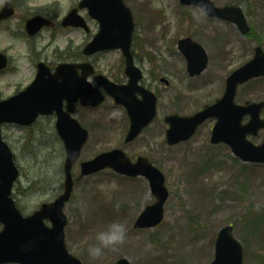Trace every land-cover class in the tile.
<instances>
[{"label":"rangeland","instance_id":"374dc122","mask_svg":"<svg viewBox=\"0 0 264 264\" xmlns=\"http://www.w3.org/2000/svg\"><path fill=\"white\" fill-rule=\"evenodd\" d=\"M77 1L13 0V3L18 18L39 12L36 7L40 3L48 4L47 10L52 9L44 10L46 14L50 11L63 14ZM249 1L251 4L242 5L249 4L247 21L251 35H242L230 22L206 21L193 9H180L178 0H126L138 16L142 52L150 57L161 53L169 61L167 67L162 63L163 57L156 56L159 60L154 63L173 69L169 79L174 87L172 93L178 94L174 104L178 112H190L213 101L222 93L225 76L252 55L253 47L259 44L264 50V0ZM190 16L196 21L195 30L187 28ZM188 31L196 32L200 41L208 39L209 50L207 68L192 78L187 77L185 62L175 49L176 38ZM10 38L0 31V45L10 43ZM23 38L8 48L17 67L0 73V98L15 93L30 75L29 63L18 60ZM84 41L82 31L56 28L45 29L33 42L55 64L58 59L70 57ZM94 60L103 72L108 65L117 66L119 52L105 51ZM151 67L150 62H144L145 78H149ZM181 94L188 95V99L181 101ZM236 97L240 103L264 98V78L240 86ZM167 102V93H163L158 119L130 143H123L127 120L110 99L90 115H81L89 140L72 167L74 188L64 207L69 252L82 264H109L119 257H126L129 264H207L214 256L218 229L231 223L233 235L243 247L242 264H264V165L241 161L224 144H210L208 131L214 120L200 126L189 140L167 145L166 126L161 118L168 108ZM39 120L28 129L11 125L3 129L20 169L13 185V198L24 214L32 212L41 202L52 200L63 188V147L52 131V122L48 118ZM262 135L250 139L258 143ZM113 147H120L131 159L145 155L162 171L168 196L163 219L156 226L145 229L132 226L143 207L154 201L145 178L125 177L111 169L76 178L79 161ZM114 220L127 225L126 240L106 248L101 257H91L88 244L95 242L97 232Z\"/></svg>","mask_w":264,"mask_h":264},{"label":"water","instance_id":"95a60500","mask_svg":"<svg viewBox=\"0 0 264 264\" xmlns=\"http://www.w3.org/2000/svg\"><path fill=\"white\" fill-rule=\"evenodd\" d=\"M102 0H82V4L95 11L101 7L110 9L111 6H125L122 0H104L105 6H101ZM103 1V2H104ZM110 1L112 3L110 4ZM182 2L197 3L206 10L221 17H226L237 23L242 31H245L244 18L238 8H215L207 0H181ZM107 4V5H106ZM5 11L0 13L7 16ZM37 19L34 18L32 22ZM98 34L88 48L97 49L104 47L121 46L126 49L124 40L109 38ZM130 36L127 37V46ZM192 59V56H190ZM189 58L188 69L191 73L199 72L204 63L200 58ZM130 74V82H134L139 76L131 65L127 68ZM264 74V53L256 48L254 57L242 66L235 69L226 79L225 92L214 104L205 106L202 110L189 116L171 115L166 118L170 127L167 130V140L174 143L188 138L206 117L215 116L217 121L211 132V142L224 141L229 144L232 151L243 160L264 162V139L255 145L247 140V134H256L259 128H264V118H260L259 112L264 106V101L247 102L244 105L235 104L233 98L237 85L253 76ZM100 77H103L99 75ZM48 81V80H47ZM40 78L24 91L6 100L0 101V123L2 121H14L20 124H30L36 115L50 110L52 103H58V95L55 94L57 86L50 85L53 93L37 91ZM109 91L113 93L117 102H123L125 86H115L107 82ZM36 86V87H34ZM91 103L98 104L102 96L96 89L90 92ZM146 105V106H145ZM141 109V111H139ZM140 109L129 108L131 118L130 130L126 140H131L153 116L154 96L145 97ZM249 114L250 119L242 124L243 115ZM57 130L64 141L66 156L64 160V190L50 203H43L31 215L23 217L9 197L13 180L18 170L8 158L9 150L0 137V221L3 229L0 231V263L16 261L20 264H81L80 260L71 255L64 243L63 226L66 222L63 213L64 202L70 197L72 190L71 167L79 156L80 148L87 138V132L76 120H70L67 116L58 118ZM105 166L112 167L120 173L128 175L142 174L149 180L151 191L156 201L144 208L134 222V227L152 226L158 223L163 216V202L167 196V190L163 184L164 177L155 167L151 166L145 158L139 157L132 163L123 151L112 149L102 152L94 158L81 162V175L96 171ZM50 219L52 226L44 224L43 219ZM215 256L209 264H241L242 247L232 236L231 226L221 228L215 240ZM113 264H129L126 258H120Z\"/></svg>","mask_w":264,"mask_h":264},{"label":"flooded vegetation","instance_id":"af4514ba","mask_svg":"<svg viewBox=\"0 0 264 264\" xmlns=\"http://www.w3.org/2000/svg\"><path fill=\"white\" fill-rule=\"evenodd\" d=\"M211 1L213 2V4L215 6H218V7L230 6V5L239 6L242 9V11H243V13L247 19V12H248L247 8L249 7V4H251V2L249 0H211ZM7 2L11 3V5H12V14H11V16L0 19V31H2V32L6 33V35L10 36L11 42L8 44L2 43V45H0V52L4 53L6 55V58H7V64L5 67L0 69V73L7 71V70H10L11 68L17 67L15 65H13V56L10 55L7 51H8V48H10L13 45H16V43L19 42V39H21V41H22V37H24L23 38V45H22L23 48H18V52H19L18 60L28 62L29 67H31V71H30V75L27 78V80L25 81V83L21 85V88H23L26 85H28L29 83H31L33 81V79L36 77V74L38 72V66H39L40 62H42L45 66V68H43V72L46 71L50 74H52L55 71L56 67L59 66V64H61V63L72 64L74 66V68L73 67L71 68L72 72L69 69H64V70L60 71V73H62L63 76L69 81L71 79H74V78L76 81H79L80 78L82 77L85 82H87L91 85L97 86V75L103 74L107 79L114 82L115 84H120V85L128 84L130 77H129V74L127 73V70H126L127 69V64H126L127 63V57L125 55H123L120 50L117 49V51L119 52V61H118L117 66L114 67V64L108 65L106 67V69L103 70V72L99 71V68L95 63L94 58L97 54L105 52V51H97V52H92V53H86L85 52L86 43L89 40H91L96 35V33L99 31L100 23L95 19V17L88 14L86 8L77 7L79 0L77 1V3H75V5L72 4L70 7V8L77 7V13L81 15V18L78 19L80 23H78L76 25L62 24V19L64 18L65 13H63V14L61 13V14H57V15L55 13H51L52 11L48 12L47 14L44 13L43 11L47 10V6H48V4H45V3L38 4V7H36V9L39 12L33 11L34 13H31V14L29 13V15L27 14V15L22 16V17L18 16V18H17V17H15L16 16V5L13 3V0H2L0 2V11L2 10L4 4ZM243 2L249 3L248 7L242 5V4H244ZM178 3H179V1H178ZM179 5H180L179 6L180 9H181V7H183V8H190V9L195 10L197 13L202 15L206 21L207 20L218 21V22L223 21V20L219 19L218 17L208 16L206 14V12L203 9L199 8L198 6L184 5V4H180V3H179ZM53 6L55 7L56 5H53ZM50 9H48L47 11H49ZM130 10H131V13L133 15V30H132V41H131V46L129 49V54L131 57L132 64L139 70V72L141 73V76L137 81L136 87L130 86L126 90V95L129 96L130 98H133L134 101H137V100H141L143 98V96H142V89L143 88L151 91L156 96V102H155L156 113H155V117L153 120V122H154L156 119H158L157 115L159 113V108H160V98H161L163 93H167L168 108H166L163 111L162 117H161L165 126H167L165 123V117L169 114H172V113L191 114V113L195 112L196 110L201 109L207 103H204L201 106L195 107L193 110H190V112H185V111L178 112L177 110L174 109L175 101H176V99H179V98H178V94H176L175 91H174V93H172L174 87H173L171 80L169 79V75H171L170 72H172L173 69L172 70L166 69V68L164 69L163 66L154 63L155 61L159 60V59L155 58L157 56L160 58L163 57L162 63L165 66L168 64L169 61L166 60L167 57L161 55V53L154 55V57H150L147 55L145 56V54L142 52V48H141L142 43L141 42L143 41V39L139 38V32H138L139 28H138V21H137L138 16L132 7H130ZM116 13H117V11H116ZM34 16L43 17L46 20V23L43 22L41 25H34L31 27H27V21ZM14 19H17V21L14 22L13 21ZM190 22H191V24H189V26L187 28L195 30L194 28L197 27V24H196V21L191 16H190ZM248 25H249V23H248ZM122 26H123L122 21L118 22V20H116V22H113L112 24H109V26L106 25L107 29L109 30V32L113 36H119L120 34L123 33L120 31V29H122ZM56 28H70L73 30L82 31V33H84V35H85V41L83 43L77 45L76 51L74 53H72V55H70V57L58 59V61L55 64H53L48 59L47 55L45 53L43 54L42 47L38 46V44L36 45L33 41L45 29H54L55 30ZM251 33H252V30L250 27V30L247 33V35H251ZM195 36H196V32L192 33V32L188 31L185 34H182L181 36L176 38V48H175L176 51L179 53V55L182 56V59L185 62V71H186L187 77H191V78L196 77L199 74L195 75V76H191L187 72L186 60L183 57L182 53L178 49V40L180 38H183V37H190L191 39L198 42L204 48V50L208 56V61H207V64H208V62H209V50L207 48L208 47L207 46V43H208L207 40L208 39L207 40L204 39V41H200L199 38H196ZM122 37H124V35H122ZM212 40L214 43L216 42L215 38H213ZM173 41L175 42V39H173ZM254 50H255V46L253 47L252 55L254 54ZM106 51H111V50H106ZM165 52H168V49H166ZM146 61H148L152 64V67L149 69L150 70L149 71V78H145L144 62H146ZM46 67H48V69H46ZM107 69H110V70H107ZM158 69H160L161 73L159 72ZM21 88H19V89H21ZM98 89L104 93V100L102 103H104L106 100L110 99V101L112 102V105H114L116 107L117 106L120 107L123 115L125 116V118L127 120L128 126H129L130 121L128 118L127 109L123 105L116 104L114 99H113V96L111 94H109L108 92H106V90H104L103 86L99 85ZM18 90H16V92ZM182 96H183V99H181V101H183L184 99H188L186 97H189L186 94H183ZM1 98H4V97H1ZM67 104H68V102L65 99H63L62 104H61L63 111H69L67 109ZM95 108L96 107H93L91 105H87V106L82 105L79 103V101H77V102H73L72 109H71V111H69V113L72 117H74L75 119H77L81 123V121H82L81 115H84L85 113L90 115L93 112V110H95ZM38 118L39 119L48 118L52 122V131H53L54 135H56L55 128H54V121L56 118L55 112H52L51 114H47V115H40L37 117V119ZM208 120L213 121L212 118L207 119L200 126L204 125ZM10 125L11 126H18L16 124H11V123H3L1 125L2 137L7 142L8 145H9V143L3 135V129H4V127L10 126ZM128 126H127V129H128ZM211 126H212V123H211ZM211 126H210V128H211ZM19 127L26 128V126L25 127L19 126ZM28 127H32V125L28 126ZM86 129H87V127H86ZM127 129L125 130V132L127 131ZM197 130H198V128H197ZM208 137H209V131H208ZM12 150H13V148H12ZM13 156H15L14 150H13Z\"/></svg>","mask_w":264,"mask_h":264},{"label":"clouds","instance_id":"9594fccd","mask_svg":"<svg viewBox=\"0 0 264 264\" xmlns=\"http://www.w3.org/2000/svg\"><path fill=\"white\" fill-rule=\"evenodd\" d=\"M128 228L124 222L114 220L96 234L95 242L88 244V253L93 258L101 257L104 250L123 243L127 238Z\"/></svg>","mask_w":264,"mask_h":264}]
</instances>
